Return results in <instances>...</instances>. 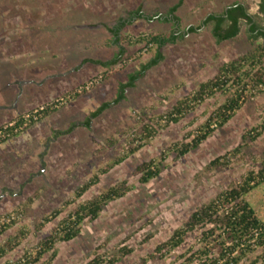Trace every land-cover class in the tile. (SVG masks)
I'll list each match as a JSON object with an SVG mask.
<instances>
[{"label": "rangeland", "instance_id": "obj_1", "mask_svg": "<svg viewBox=\"0 0 264 264\" xmlns=\"http://www.w3.org/2000/svg\"><path fill=\"white\" fill-rule=\"evenodd\" d=\"M232 1L183 0L175 12L180 32L189 26L198 27L207 14L221 11ZM240 1L249 13L257 12L258 0ZM176 2L0 0V126L48 104L55 108L0 143V224L15 219L0 235V245L19 237L20 231L25 235L0 258V264L32 251L79 202L122 182L127 188L123 196L107 203L95 220L84 221L77 237L56 243L57 252L49 264H91L95 258L104 264L112 257L117 259L114 264H183L182 253L195 245L198 230L164 256L155 254V247L192 211L254 167L253 161L264 150V131L246 144L242 135L264 121V94L258 91L261 86L250 90L251 95L232 118L215 127L196 149L179 157L169 150L198 133L197 127L224 101L220 93L206 98L177 123L157 128L141 148L108 168L123 154L126 141L143 122L194 92L198 84L216 74L220 65L250 49L243 25L235 38L220 43L206 25L165 46L163 60L134 87L126 89L123 100L92 119L88 127L77 125L45 148L51 130L63 129L69 121H83L102 101L113 97L128 72L151 56L143 44H136L127 47L120 63L109 69L83 63L84 58L108 59L116 50L109 43L106 26L111 27L138 5L152 15L166 13ZM171 28V23L140 19L121 34H167ZM98 76L101 80L97 84L82 90L86 82ZM236 147L239 150L233 154ZM221 156L227 160L225 165H209ZM152 160H160L159 176L140 183L135 167ZM95 176L96 182L75 199L78 189ZM245 198L264 221V183ZM56 211L60 214L45 223ZM121 248L130 252L122 256ZM49 256L45 254L42 260Z\"/></svg>", "mask_w": 264, "mask_h": 264}, {"label": "trees", "instance_id": "obj_2", "mask_svg": "<svg viewBox=\"0 0 264 264\" xmlns=\"http://www.w3.org/2000/svg\"><path fill=\"white\" fill-rule=\"evenodd\" d=\"M182 2L183 0H177L174 5L167 9L166 13H155L152 15L145 14L141 10V5H138L135 9L127 11L124 17L117 18L111 27L106 26V30L110 34L109 43L116 50L108 59L84 58L82 60L83 63H91L104 69H109L120 63L127 47L136 44H143L145 52H151V56L128 72L126 80L118 84L113 97L102 101L95 109L90 111L85 121L81 123L82 125L89 126L92 119L123 100L125 98V90L134 87L135 83L148 70L163 60L165 46L183 38L185 34L195 33L201 27L210 25L211 36L216 43H220L235 38L240 31V26L243 25L244 35L250 49L243 55H239L237 58L220 65L216 74L207 81L198 84L194 92L176 101L163 113L153 115L147 122H143L139 126L138 131L126 141L123 154L114 159L108 168L123 162L129 154L141 148L154 135L157 128L177 123L196 105L201 104L206 98L216 93L224 95L225 99L211 113L208 119L197 127L198 133H195L189 141L182 142L181 146L178 147L177 144H173L169 148L170 151L177 153V157L196 149L215 127L220 128L230 120L235 111L240 108L242 102L251 95L250 90L261 86L258 91L264 94V19L262 0H259L257 12L255 13H249L243 1L234 0L225 5L221 11L207 14L198 27L189 26L183 32H180L175 12ZM140 19L146 22L171 23L172 28L167 34L150 32L139 33L134 37L121 34L125 27ZM107 77L104 76V79ZM254 92L252 93L254 94ZM54 111L53 105L48 104L42 110H39L35 116L36 119H33L32 116L29 117L28 124L24 125L23 115L0 126V143L15 136L29 124ZM138 120L142 121V118L140 117ZM74 127L75 124H71L63 131H55L54 136L68 134ZM263 131L264 121L245 132L242 135V141L245 144L252 142ZM238 150L239 148L236 147L232 150V153L235 154ZM226 162L225 156H221L211 160L209 165L216 167L225 165ZM253 162L254 167L242 175L237 183L221 190L206 204L192 211L182 225L175 228L165 241L155 247L154 253L158 256L169 254L171 251L178 249L184 243L186 237L198 230L199 233L196 237L195 245L182 253L183 264H264V221L257 217L251 204L245 198L251 190L264 183V150ZM160 166V160L145 161L135 167L134 174L139 175L140 183H147L159 176L161 172ZM96 180L97 177L95 176L88 183L81 186L75 193V199H79ZM125 190L127 188L124 187V182H122L118 186L107 188L101 194L79 202L51 229L50 234L36 243L32 251H24L19 258L8 264H49L50 260L56 255V243L68 242L77 237L84 221L95 220L103 207L115 198L122 197ZM58 214L60 212L56 211L50 218H46L44 222H50ZM14 223L15 219L13 218L1 223L0 235ZM19 235V237L14 236L7 239L0 245V258L12 251L25 236L22 231H20ZM129 252V250L124 248L120 249L122 256ZM45 254L50 255L47 261L42 260ZM151 257H154V255H151ZM116 260L115 257L108 258L104 264H114ZM91 264L103 263L95 258Z\"/></svg>", "mask_w": 264, "mask_h": 264}, {"label": "built area", "instance_id": "obj_3", "mask_svg": "<svg viewBox=\"0 0 264 264\" xmlns=\"http://www.w3.org/2000/svg\"><path fill=\"white\" fill-rule=\"evenodd\" d=\"M100 80H101V77H100V76H98V77H96V78H93V79L89 80V81L86 82L85 85L82 87V90H87L88 88H90V87H92L93 85L97 84ZM53 107H54V104H53ZM42 109H43V107H39V108L33 110L31 113L24 115V116H23V119H24V125H25V124H28V122H29V119H28V118L31 117V116H32L33 119H36V117H35L36 114H38L39 110H42ZM10 124H11V123H10ZM10 124H9V125H10ZM0 134H1V133H0ZM0 138H1V137H0Z\"/></svg>", "mask_w": 264, "mask_h": 264}, {"label": "crops", "instance_id": "obj_4", "mask_svg": "<svg viewBox=\"0 0 264 264\" xmlns=\"http://www.w3.org/2000/svg\"><path fill=\"white\" fill-rule=\"evenodd\" d=\"M88 114H89V113H88ZM88 114H87V116H88ZM87 116H85V117L83 118V121H81L80 123H79L78 121H69L65 128H63V129H53V130H51V136H49V137L46 138L45 148L48 146V143H52V142H54L57 138L70 134V133L74 130V128H75L77 125H82L81 123L85 121V118H86ZM90 122H91V121H90ZM71 124H75V127L71 130L70 133H68V134H64V135H56V136H54V135H55V134H54L55 131H61V130L63 131V130H65V129H67ZM89 125H90V123H89ZM83 126H84V125H83ZM85 127H86V126H85ZM87 127H88V126H87Z\"/></svg>", "mask_w": 264, "mask_h": 264}, {"label": "water", "instance_id": "obj_5", "mask_svg": "<svg viewBox=\"0 0 264 264\" xmlns=\"http://www.w3.org/2000/svg\"><path fill=\"white\" fill-rule=\"evenodd\" d=\"M262 4H263V19H264V0H262Z\"/></svg>", "mask_w": 264, "mask_h": 264}, {"label": "flooded vegetation", "instance_id": "obj_6", "mask_svg": "<svg viewBox=\"0 0 264 264\" xmlns=\"http://www.w3.org/2000/svg\"><path fill=\"white\" fill-rule=\"evenodd\" d=\"M258 2H259V0H258ZM257 4V3H256ZM256 7H258V6H256Z\"/></svg>", "mask_w": 264, "mask_h": 264}]
</instances>
